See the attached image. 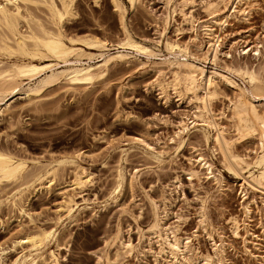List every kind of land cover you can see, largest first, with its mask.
Returning <instances> with one entry per match:
<instances>
[{
    "label": "rangeland",
    "instance_id": "374dc122",
    "mask_svg": "<svg viewBox=\"0 0 264 264\" xmlns=\"http://www.w3.org/2000/svg\"><path fill=\"white\" fill-rule=\"evenodd\" d=\"M120 1L126 29L150 44L152 56L133 53L136 59L112 63L92 85L72 88L62 81L38 98L16 96L0 114V149L24 158L27 171L35 161L45 166L70 157L87 177L81 187H72L74 167L60 166L48 189L30 196L29 203L24 200L25 214L3 203L0 260L8 263L18 256V237L55 225L71 198L77 205L74 217L55 226L59 249L55 242L48 248L59 264H102L104 242L116 229L120 242L107 252L113 256L118 248L120 255L111 264H264V194L247 189L226 169L211 140L214 132L202 122H211L233 141L234 154L246 160L255 156L256 138H238L230 106L240 89L250 94L240 72H252L264 83V0H138L134 8ZM212 7L219 10L221 30L209 14ZM72 9L63 23L66 36L109 44L122 38L111 0H74ZM37 11L32 10L43 19ZM200 24L211 25L219 36L214 54L206 51L203 28L195 30ZM165 41L216 75L195 91L164 89L175 70ZM207 91L213 93L210 98ZM254 102L263 112L264 99ZM187 123L180 146L178 132ZM118 173L127 182L115 191ZM17 183H1L0 197ZM155 216L159 228L152 230ZM173 237L182 246L175 256L168 246ZM128 246L132 250L126 253Z\"/></svg>",
    "mask_w": 264,
    "mask_h": 264
},
{
    "label": "bare ground",
    "instance_id": "6f19581e",
    "mask_svg": "<svg viewBox=\"0 0 264 264\" xmlns=\"http://www.w3.org/2000/svg\"><path fill=\"white\" fill-rule=\"evenodd\" d=\"M241 1L236 0V3ZM73 2L74 0H0V114L4 109H8V102L16 96L38 98L43 91L62 81L72 88L79 85H92L104 78L112 63L127 62L130 58L136 59L133 53L142 54L145 57L153 55L150 44L146 40L134 39L126 29L123 21L125 9L120 0H111L112 7L119 16L122 34V38L116 43L109 44L105 40L93 37L66 36L63 23L73 15ZM127 2L131 8H134L138 0H127ZM34 9L45 15L43 19L33 13ZM209 9H211L209 14L216 18L213 23L221 30L222 24L217 21L219 10L215 7ZM200 27L203 28V34L206 37L204 42L206 51L214 54L217 51L219 36L214 34L211 25L200 24L195 27V30ZM164 47L174 56L170 65L175 67L172 80L165 83L164 89L172 88L176 91V88L180 87L186 92L195 91L201 83L209 82L211 75H216L215 72H210L208 75L205 67L188 61L186 50L177 44L165 41ZM91 50L97 51V54H93ZM2 56L6 59L3 60ZM92 60L95 61L90 62ZM239 75L247 79L251 90L250 94L239 90L237 98L230 106L231 120L238 138H256L255 156L246 160L244 156L234 154L233 141L226 139L222 131L211 122L205 119L202 122L214 132H212L211 140L220 153L226 169L238 177L247 189L264 194V111L258 110L254 102L264 99V83L252 72H240ZM212 95L213 93L206 92L207 98ZM1 105L5 107L2 108ZM203 108L206 109L205 102ZM190 124L194 125L195 122L191 121ZM184 133H188V123L182 125L178 132L181 138L180 146L184 142L182 138ZM202 161L203 166L212 174V165L204 159ZM64 165L74 167L70 181L72 187H81L85 184L87 177L84 168L76 165L70 157L56 159L52 164L45 166L35 161L32 168L30 166L31 169L27 171L29 167L24 158L16 157L0 149V185L3 182L17 183L16 181L19 180L11 191L4 194V199L0 197V206L7 202L10 209L15 210L19 215L25 214V204L29 203L30 196L48 189L56 178L58 167ZM125 180L118 173L114 190L119 189ZM76 210L77 205L73 199H67L56 216L55 225L38 227L18 237L14 241V246L20 248L18 256L10 262L8 260V263L0 260V264H59L57 253L55 254L54 249L48 250V248L52 242H55L56 248L59 247L55 226L62 223L63 219L71 221ZM232 223L233 229L237 230L238 225L234 218ZM158 228V218L155 216L150 229ZM119 242L120 231L116 229L113 235L109 236V241L104 242L106 250L98 261L101 260L102 264H111L117 260L120 255L119 249L115 250L113 256L107 252V249ZM168 246L172 256L182 252V246L175 237L173 242H168ZM131 250L132 248L128 246L125 252Z\"/></svg>",
    "mask_w": 264,
    "mask_h": 264
}]
</instances>
